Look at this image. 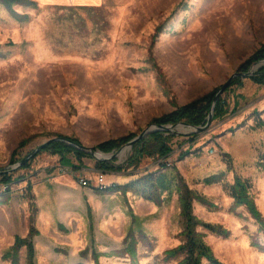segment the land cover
<instances>
[{
  "label": "rangeland",
  "instance_id": "rangeland-1",
  "mask_svg": "<svg viewBox=\"0 0 264 264\" xmlns=\"http://www.w3.org/2000/svg\"><path fill=\"white\" fill-rule=\"evenodd\" d=\"M30 1L14 4L21 20L0 2L1 170L16 164L14 152L21 160L59 135L95 147L138 136L154 118L220 89L264 45V0ZM262 67L226 89V114L208 130L165 132L173 135L169 157L107 172L112 186L175 165L215 205L195 201L194 213L230 231L224 238L198 227L223 264H264V228L245 206L234 207L229 191L237 177L249 181L264 217V83L253 79ZM132 151L114 164L125 165ZM95 163L86 158L82 165L92 169H74L41 151L8 173L16 179L9 188L0 174V264H11L3 254L32 226L37 264H131L118 254L131 234L139 264L180 263L160 262L184 241L178 195L157 206L132 192L106 193ZM219 174L220 182H205ZM26 256L23 247L20 264Z\"/></svg>",
  "mask_w": 264,
  "mask_h": 264
},
{
  "label": "trees",
  "instance_id": "trees-1",
  "mask_svg": "<svg viewBox=\"0 0 264 264\" xmlns=\"http://www.w3.org/2000/svg\"><path fill=\"white\" fill-rule=\"evenodd\" d=\"M0 2L4 4L16 18L20 20L23 17L14 9V4L17 2H24L32 5L36 4L30 0H0ZM260 60H264V45L251 59L241 65L240 71H249L251 64ZM253 79L257 83H264V67L258 71L257 75H255ZM238 80H240V77L235 78L231 82L230 86ZM218 90L219 88H216L208 94L199 97L185 105L177 106L172 112L154 118L152 122L156 124H178L186 121L187 123L194 126L204 125L207 123L213 100ZM225 114L226 109L222 104L221 97L215 107L214 120L223 118ZM57 137H66L77 143H81L79 139L71 136L59 135ZM134 137H136V135L131 134L128 137L108 140L100 143L96 147L103 152L111 153L114 150L121 148ZM172 137V134L166 135V133L163 131L152 132L134 145L132 154L129 156L125 165H115L114 161L109 162L102 160L96 162V168L107 173L111 171L125 170L131 166L137 167L141 161L147 157H153L154 159L158 160L164 159L172 152V147L170 145V140ZM28 142L29 139L23 140L19 147L25 146ZM42 151H50L53 154L60 155L62 163L66 159L68 160V155L72 153L75 154L79 160H81L84 156H92L89 153H86L61 141L50 142L48 146H46ZM18 161L19 160L15 159L14 152L11 157V162L14 164ZM259 163L264 169V157ZM28 165L29 163L25 164L24 167H27ZM64 165L74 169L81 168L79 165ZM160 166L161 167L159 170L144 173L140 177L133 179L128 183L109 186L107 189H105V192H121L124 194L132 192L140 198L152 202L157 206H162L168 203L172 196L177 194L184 224V230L180 235L184 238V241L180 245L166 250L160 257V262L168 263L172 260L180 259L179 264H205V261L208 264H223L216 257L211 246L205 241L206 234L202 231H199L198 227H203L209 232L224 238L230 236V231L220 224L206 222L200 219L194 213L195 201H199L210 208L215 207L214 203L208 200L205 196L191 189L175 165L171 166L168 165V163H162ZM222 176V174L213 175L206 178L205 182L207 184L220 182L222 180ZM15 180L16 179L13 177V174L2 175V181L8 185V188L9 185ZM229 191L234 198V207L245 206L252 218L255 219L260 224L261 229H263L264 217L251 195V186L249 181L237 177L235 183L229 187ZM38 234V230L32 226L28 236H17L14 245L3 254L2 259L11 261V264H20V251L23 247H26L27 264H37L35 259L36 249L34 238ZM142 236L145 237V239L147 238V235L143 232V230ZM138 243L139 241L136 236L131 234L129 239L126 241L125 248L122 249L118 254L128 255L131 258V264H139L137 252Z\"/></svg>",
  "mask_w": 264,
  "mask_h": 264
},
{
  "label": "water",
  "instance_id": "water-1",
  "mask_svg": "<svg viewBox=\"0 0 264 264\" xmlns=\"http://www.w3.org/2000/svg\"><path fill=\"white\" fill-rule=\"evenodd\" d=\"M264 65V60L258 61L255 63L253 71L251 72H236L234 73L228 80L226 83H224L220 89L218 90L217 94L214 97L213 100V104L211 107V111L209 113L208 119H207V123L203 126H194L191 125L189 123H187L186 121H183L181 123L178 124H156L153 123L149 128H147L146 130H144L142 133H140L138 136L134 137L133 139H131L129 142H127L122 148H120L118 151L116 152H111V153H106L103 152L101 150H99L97 147L95 146H87L84 145L82 143H77L71 139H68L66 137H55L52 138L50 140L45 141L43 144H41L39 147H37L35 150H33L32 152H30L26 157H24L23 159L19 160L16 164L10 166L7 170H1L0 169V174L5 175L8 173H11L14 170H17L19 168H22L25 164L29 163V161H31L34 157H36V155L41 152L46 146H48V144L50 142L53 141H61V142H65L68 145L74 146L79 150H82L86 153L91 154L97 161H109L112 162L115 158L124 155L126 152L131 151L134 147V145L140 141L142 138H144L145 136H147L148 134L155 132V131H164V132H172V133H178V130L181 127H188L189 129H191V132H203L209 129V127L211 126L213 120H214V112H215V107L217 102L220 100V98L222 97L223 93L226 91V89L230 86L231 82L237 78V77H249L252 76L256 70H258L260 67H262Z\"/></svg>",
  "mask_w": 264,
  "mask_h": 264
},
{
  "label": "crops",
  "instance_id": "crops-1",
  "mask_svg": "<svg viewBox=\"0 0 264 264\" xmlns=\"http://www.w3.org/2000/svg\"><path fill=\"white\" fill-rule=\"evenodd\" d=\"M61 157V156H60ZM92 157V158H91ZM68 158L70 159V161H71V164L70 165H75V163L73 162L72 163V159H74L75 161H77V163H78V165L79 166H81V168L80 169H88V170H90V169H92V168H88V167H85V166H83L82 164H83V162H84V160L86 159V158H90V159H95L93 156H90V157H87V156H84L81 160H79L78 158H77V156L75 155V154H69L68 155ZM95 161L97 162V160L95 159ZM61 165L62 166H65L62 162H61ZM67 167H69V166H67ZM95 168H96V163H95ZM97 169V168H96ZM97 170H99V169H97ZM122 171V170H121ZM121 171H117V172H115V171H111V172H108V173H118V172H121ZM108 176V175H107ZM114 177V175H109L108 176V179L109 180H111V178H113ZM138 178V177H137ZM133 180V179H132ZM15 182V181H14ZM130 182V181H129ZM149 202V201H148ZM0 203L1 204H4L5 203V201H0ZM15 240H16V238H15Z\"/></svg>",
  "mask_w": 264,
  "mask_h": 264
},
{
  "label": "built area",
  "instance_id": "built-area-1",
  "mask_svg": "<svg viewBox=\"0 0 264 264\" xmlns=\"http://www.w3.org/2000/svg\"><path fill=\"white\" fill-rule=\"evenodd\" d=\"M171 155V154H170ZM169 155V156H170ZM168 156V157H169ZM167 163V162H166ZM169 165V164H168ZM107 173L106 172H104V171H101L100 173H98V182H97V188L99 189V190H105V189H107L110 185H109V183L107 182ZM80 182H81V184H83V185H88V179H85V178H82L81 180H80Z\"/></svg>",
  "mask_w": 264,
  "mask_h": 264
}]
</instances>
